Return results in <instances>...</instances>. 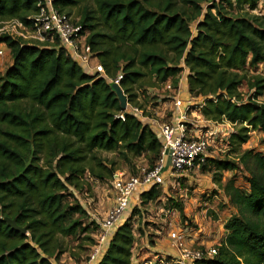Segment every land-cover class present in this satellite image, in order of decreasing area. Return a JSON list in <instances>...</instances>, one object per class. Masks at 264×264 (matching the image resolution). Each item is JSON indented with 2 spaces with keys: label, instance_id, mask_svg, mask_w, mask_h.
Returning <instances> with one entry per match:
<instances>
[{
  "label": "trees",
  "instance_id": "trees-1",
  "mask_svg": "<svg viewBox=\"0 0 264 264\" xmlns=\"http://www.w3.org/2000/svg\"><path fill=\"white\" fill-rule=\"evenodd\" d=\"M258 2L54 1L69 15L80 7L88 43L108 77L122 72L119 84L131 106L144 109L139 92L145 87L168 80L178 87L186 69L190 94L205 98L203 116L233 123L231 151L245 162L253 158L248 190L233 180L223 185L235 211L217 254L194 264H264V154L241 152L251 131L264 133V75L258 73L264 68V12H253ZM41 4L0 0V27L13 20L32 28ZM1 42L13 61L0 72V264H56L69 251L65 238L88 248L98 228L82 204L67 200L70 187L81 189L86 174L113 178L117 159L132 163L144 155L153 166L162 143L149 124L121 107L114 81L85 72L57 40L49 45L3 32ZM210 160L221 171L238 168L233 160ZM217 181L221 185V175ZM160 189L155 184L144 192L143 203L160 199ZM182 204L169 201L184 218ZM130 221L115 230L93 264H133Z\"/></svg>",
  "mask_w": 264,
  "mask_h": 264
},
{
  "label": "built area",
  "instance_id": "built-area-1",
  "mask_svg": "<svg viewBox=\"0 0 264 264\" xmlns=\"http://www.w3.org/2000/svg\"><path fill=\"white\" fill-rule=\"evenodd\" d=\"M54 1L42 0L38 14L33 17L32 28L19 21H14L19 29L9 30L2 26L0 34L11 32L27 39V35H29L31 38L49 45L57 40L59 45L64 47L66 53L85 72L92 75L99 74L106 77L108 81L120 83L123 78L122 72H119L115 79L107 76L103 65L87 41L88 32L83 30L82 25L75 21L72 15L55 7ZM7 49L9 48L6 43L1 42L0 56L6 55ZM186 77L182 73L176 88L172 86L170 80L164 84L169 89L179 90L178 94L172 98L174 111L170 119H166L161 111H145V109L128 104L126 111L136 114L158 133L162 143L161 154L153 166H138V172L129 177H117L115 172L113 203L104 217L94 218L98 228L94 233L95 243L90 246L85 264H93L102 256L113 233L122 225V217L126 216V220L130 219L133 227L137 225V221L143 217L145 212L143 211L142 194L150 190L153 185L166 186L168 184L163 199L155 201L161 200V204L164 205V214L169 217L168 213L177 210L169 205V198L172 197L169 194L170 188L175 187L177 183L180 184L181 181L189 182L190 175L202 171L203 166L210 159L231 160L229 156L230 136L234 131V124L229 121L217 122L205 118L201 112L205 105V98L201 95L193 96L189 90L186 94L183 91L182 80L184 78L186 80ZM259 99L264 102V95ZM195 112L200 119L196 120L193 117ZM121 117L124 118V114H121ZM221 153L223 156L219 157ZM155 201H149L146 204L153 205ZM134 211L136 213L132 216ZM140 214L141 217H139ZM144 224L145 222L142 223L143 226ZM169 225H173L172 220ZM169 236L173 245L179 249V255L157 251L145 257L138 264H194L200 259L213 257L218 252V243L198 248H187L183 245L187 239V228L181 227L177 223L170 229Z\"/></svg>",
  "mask_w": 264,
  "mask_h": 264
},
{
  "label": "rangeland",
  "instance_id": "rangeland-1",
  "mask_svg": "<svg viewBox=\"0 0 264 264\" xmlns=\"http://www.w3.org/2000/svg\"><path fill=\"white\" fill-rule=\"evenodd\" d=\"M79 9L80 7L73 9L72 16L75 21H78V19L80 18ZM253 12H264V0H259L257 8ZM2 26L9 30L19 29V27L13 20L4 22ZM27 37L29 40H36L31 38L29 35H27ZM258 73H262L264 75L263 66H260ZM182 81L185 82V78ZM143 89L145 91L140 90L139 92V101L143 103L145 111H161L163 112V116H165L166 119H170L174 111L172 98L175 94H178L179 90L174 88L169 89L164 84H162L161 86H156L154 88L145 87ZM241 91L245 94L246 97L250 92L248 85L244 84L241 87ZM193 117L196 120L200 119L197 116L196 112L193 113ZM233 130H235V128ZM250 133V139L247 143L243 145L241 152L251 150L254 153L264 154V133L261 130L251 131ZM102 156H105L107 158L115 157L114 153L106 152H103ZM222 156L223 154L221 153L219 157ZM229 156L231 160L238 163V168H236L235 170L221 171L216 167L214 161L209 160L205 169H202V171L190 175L191 178L189 179V182H184L181 187L176 186L175 188L172 187L169 189V194L175 196L173 197L174 201L179 200V202L183 203L182 206L184 208V218L181 216L179 210H174L173 213H168L169 217L165 216L164 205L161 204V200L166 195L167 189L166 186H160V188L162 189H160L161 200L157 202L155 201L153 205L144 204L143 211L145 212L142 215L143 217H141L140 214L139 217L141 218L139 219V221H137V225L134 226L136 235L135 237L137 241H140V235L138 236L139 231H145L142 228L143 222H145V229L147 226H149L150 228L148 230L150 231H162L160 233L161 236L164 234L169 235L170 229L173 228L174 225H176V222L183 224L187 221L189 225L198 227V229H200L201 231L203 227L204 231H206L208 227L212 228L214 225H219L220 219H228V217L233 214L235 209L234 206L231 205L230 202H228L229 198L227 199L225 197L223 185L229 180H233L235 185H237L239 188L244 191L248 190V179L251 175L250 170L255 168L253 158H249L245 162L243 160H240V155L235 152H232L231 150ZM149 160L150 159H148L144 155L133 158L132 163L117 159V165L119 166V168L116 171V175L117 177L125 176L124 178H126L133 174H136L138 172V166L151 165V161ZM220 175L221 185L217 181ZM114 178L116 179V176ZM114 178L100 180L91 178L88 176V174H86L85 182L84 185H82L81 189L70 187L69 191L72 194H68L67 200L71 204H76L77 201L78 203L82 204L85 209L89 211V213H92L91 219H101L106 215L113 203L112 198L114 193ZM223 196L225 198H223ZM170 199L172 198L170 197ZM224 199H226V201ZM164 220H166V222H162ZM171 220L173 223L172 226L169 225ZM85 221L86 223H88L89 218H86ZM207 231H209V229H207ZM151 237H154V235H152ZM65 243L69 248V251L63 253L60 259L57 260L55 263L85 264L88 258V253L90 252V246L92 245L87 248V245L82 244L83 248H80L78 247L80 240L72 239L71 237L65 238ZM202 245L203 244H198V242L194 244L195 247H202ZM85 247L87 248V250H82L86 249ZM142 251L143 250H137L136 253L139 252L138 257H141Z\"/></svg>",
  "mask_w": 264,
  "mask_h": 264
},
{
  "label": "crops",
  "instance_id": "crops-1",
  "mask_svg": "<svg viewBox=\"0 0 264 264\" xmlns=\"http://www.w3.org/2000/svg\"><path fill=\"white\" fill-rule=\"evenodd\" d=\"M12 61H13L12 54H11L10 50L8 49L6 51V55L0 57V72H3L7 68V66L12 63ZM183 74L187 76L188 72L186 69L183 72ZM183 88H184L183 91L185 92V94L188 93L189 88H188L187 77H186L185 82H183ZM184 182L187 183L186 181H181L180 184L177 183L178 185L176 184L175 187L176 186L181 187L184 184ZM166 186H168V184ZM175 187H173V188H175ZM173 197H175V196H172V198ZM225 197L228 199L226 194H225ZM225 197L223 196V198H225ZM224 200L226 201V199H224ZM124 221H126V216L122 217V219H121L122 223ZM164 221H162V222H164ZM226 221H227V219L226 220L220 219L219 225H214L212 228L211 227L207 228V229H209V231H207V229H206V231H204L203 227H202V231H201L200 229H198V227H193V226L187 224L188 222H185L183 224L179 223V222H176V223L177 224L179 223V225L181 227L187 228V239L183 242V245L187 246V248H198V247L194 246V244L196 242H198V244H203L202 246H207V245L210 246L214 243L220 244L225 239L226 234H227V230L225 228V222ZM142 228L145 231H139L138 236L140 235V241L139 240L137 241V239H136L135 244H134L133 264L134 263L138 264L145 257H148L149 255H151L152 253L157 252V251H163L165 253H168L170 255H175V256L179 255V249L173 245V241L169 235L164 234V235L160 236V233L162 231H150V230H148L150 228L149 226H147L145 229V224H144V226L142 225ZM158 233H159V235H158ZM152 235H154V237H151ZM137 250L138 251L143 250L141 257H138L139 252L136 253Z\"/></svg>",
  "mask_w": 264,
  "mask_h": 264
},
{
  "label": "water",
  "instance_id": "water-1",
  "mask_svg": "<svg viewBox=\"0 0 264 264\" xmlns=\"http://www.w3.org/2000/svg\"><path fill=\"white\" fill-rule=\"evenodd\" d=\"M112 87H113V89L116 91V93H117V96H118V98H119V100H120V103H121V107L124 109V110H126L127 109V107H128V98H127V95L125 94V92L123 91V89H122V87L120 86V84L119 83H114L113 85H112ZM19 228V227H18ZM20 230L22 231V232H26V229L25 228H20Z\"/></svg>",
  "mask_w": 264,
  "mask_h": 264
}]
</instances>
